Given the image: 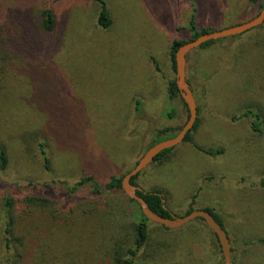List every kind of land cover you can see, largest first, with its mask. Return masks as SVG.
<instances>
[{
    "label": "rangeland",
    "instance_id": "obj_1",
    "mask_svg": "<svg viewBox=\"0 0 264 264\" xmlns=\"http://www.w3.org/2000/svg\"><path fill=\"white\" fill-rule=\"evenodd\" d=\"M103 1L112 21L105 31L88 0H0V152L7 160L0 264H110L111 242L130 234L138 208L105 185L135 166L159 130L177 134L187 120L183 103L169 100L172 44L190 40L192 16L199 32L210 33L249 22L262 8L250 0ZM47 10L50 32L42 27ZM186 82L199 121L191 142L151 163L135 183L158 192L173 217L212 211L228 234L232 264H264V24L191 51ZM248 110L258 118L243 117ZM87 177L97 191H70ZM5 198L17 241L8 250ZM25 198L48 205L26 206ZM111 210L118 236L101 225ZM214 241L199 220L169 230L148 222V242L132 264H222Z\"/></svg>",
    "mask_w": 264,
    "mask_h": 264
},
{
    "label": "trees",
    "instance_id": "obj_2",
    "mask_svg": "<svg viewBox=\"0 0 264 264\" xmlns=\"http://www.w3.org/2000/svg\"><path fill=\"white\" fill-rule=\"evenodd\" d=\"M54 1H58V0H54ZM88 1L94 3L98 7L97 8L98 9L97 14H96V25H97V27H99L101 30H104V31L108 30L112 26V21L110 19L109 14H108L105 2L103 0H88ZM250 1L252 3H256L258 1H261V7L263 6V2H264V0H250ZM42 18H43L42 19L43 29L46 32L52 31L53 27H54L53 26L54 19H53V15H52L51 11H49V10L44 11L42 13ZM191 18L192 19L190 20V23H189V30L191 32V38L188 42L195 40L197 37H199L202 34L209 33V32H206V30H202L199 32L194 25L193 16ZM218 41L205 43L200 48L201 49L207 48L211 44H214L215 42H218ZM188 42H174L170 48V60H171L172 69H173L174 73H175L174 53L178 49V47H180V46H182ZM168 94H169V100H173V99L178 98L182 102L180 95H179V92L177 90V87L175 85V79L168 84ZM184 107L186 109L187 118H188L187 108L185 105H184ZM174 114H175L174 110H171L169 113H167L165 115V117L168 120H171L174 118ZM250 116L253 117L255 120L258 118L257 115L253 114L252 111H250V110L246 111V113H244V115H243V117H250ZM198 122L199 121L196 119V121L193 125V128L186 135L183 143H190L191 142V140H190L191 133L196 130V128L198 126ZM253 126H254L253 129L258 130L255 125H253ZM181 128L178 129V132L181 130ZM175 135L176 134L170 129L159 130L158 135H156V138L150 147L156 145L157 143H159L161 141L171 139V138L175 137ZM39 147L42 148L43 146L39 145ZM194 147L197 150H199V151H201L204 154L209 155V156H217V155L221 154L220 150H218V151H204L197 146H194ZM171 150L172 149L165 150V151L161 152L153 160L152 163L161 162L163 159H165L167 157V155L171 152ZM44 154L45 153L42 152V155L44 156L43 166H44L45 170H49V159ZM6 166H7V160H6V157L4 155V152H0V168H1V170H4L6 168ZM138 176L139 175H137L136 177H133L131 179V181H130L131 185L138 187L137 184L135 183ZM121 179H116L114 177H111L109 179L108 183L105 185L104 190L106 192H112L113 190H116V189L121 190V186H120ZM259 184H260V187L262 189H264V179H262ZM81 187H89L93 191L98 190V184L93 180L92 177H87V178L81 179L70 189V191L76 192ZM137 195L145 201V203L148 205V207L150 208L151 211H153L154 213H156L157 215H159L163 218H166V219L171 218L169 211L165 208V206L163 204V197L158 192H143L142 191L141 193H137ZM128 201L130 204H134L138 208V212L132 216L134 222H133L132 227L130 229V234L126 233L127 235L125 234L124 236H118V233L116 232V228H117V225L119 222V218L116 216V214L113 212V210L109 211L108 213H105L106 217H104V221H103V223H101V225L106 226L107 231L112 236H114V235L118 236L116 241L111 242L112 248L110 249L109 254H108L109 255L108 259L110 261V264H132L133 259L136 257L138 252L142 248H144L148 242V222L149 221L144 216H142L141 211L139 209V206L134 201L129 200V199H128ZM23 202L25 203L26 206H32V207H37V206L45 207L48 205L47 201L42 200V199H35V198H25L23 200ZM117 203L119 205V208L122 209V213H125L126 211H125V209H123V205L121 204V201L119 199H117ZM11 208H12V201L9 198H5L4 199V206H3L4 211L3 212H4V218H5L6 222H5L3 234H4V241L6 243L5 248L7 250L10 249L14 243H17V241L12 240V224L13 223H12V219H11ZM204 211L208 212L214 218L216 223L225 231V233L228 237V234H227L224 226L222 225L221 221L218 219V217L216 215H214L212 213V211H210V210H204ZM88 212H91V210H89ZM191 212L192 211H189L188 214H190ZM118 215L120 217V211H119ZM195 220H199V221H202L204 223V221L201 219H195ZM205 226H206V224H205ZM161 228H163L164 230H169V229H165L162 226H161ZM206 228H207V226H206ZM214 237H215V235H214ZM125 238L126 239L128 238L129 241H124L123 239H125ZM214 243L216 244V246L219 249V252L221 253L218 241L216 240V241H214ZM45 256H47V255H45ZM222 261H223V258H222ZM217 264H221V263H217Z\"/></svg>",
    "mask_w": 264,
    "mask_h": 264
},
{
    "label": "water",
    "instance_id": "obj_3",
    "mask_svg": "<svg viewBox=\"0 0 264 264\" xmlns=\"http://www.w3.org/2000/svg\"><path fill=\"white\" fill-rule=\"evenodd\" d=\"M264 24V2L259 14L249 22L236 25L221 31L210 32L202 34L195 40L188 42L180 47L174 53L175 63V85L179 92L183 104L187 108L188 118L181 130L175 137L161 141L156 145L150 147L138 160L137 164L121 179L120 186L125 196L134 201L144 216L149 222L164 227L165 229H177L187 223L201 219L206 226L215 235L216 240L220 246L223 264H232L231 260V246L225 231L216 223L214 218L206 211H192L190 214L176 218L171 216L170 219L163 218L150 210L145 201L140 198L137 193L142 190L139 187L131 185V179L139 175L146 169L153 160L163 151L173 149L183 143L186 135L191 131L197 118V107L193 93L186 82V57L196 49L208 42L218 41L221 39L231 38L247 33Z\"/></svg>",
    "mask_w": 264,
    "mask_h": 264
}]
</instances>
